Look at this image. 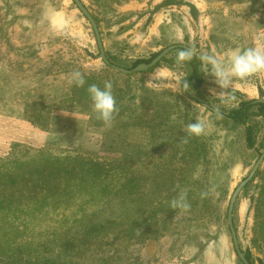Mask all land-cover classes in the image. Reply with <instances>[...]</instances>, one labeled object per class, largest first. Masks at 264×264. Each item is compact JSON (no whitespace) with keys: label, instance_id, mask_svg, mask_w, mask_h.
Returning <instances> with one entry per match:
<instances>
[{"label":"rangeland","instance_id":"rangeland-1","mask_svg":"<svg viewBox=\"0 0 264 264\" xmlns=\"http://www.w3.org/2000/svg\"><path fill=\"white\" fill-rule=\"evenodd\" d=\"M80 1L118 67L178 46L147 70L123 73L102 61L72 0H0V264H95L94 254L112 260L98 264H243L227 208L264 151V115L252 108L251 147L226 115L242 100L264 102V73L223 89L202 65L198 89L172 85L189 71L177 62L185 47L225 63L234 51L264 49V0ZM52 10L62 30L46 19ZM75 71L83 87L69 84ZM106 81L116 102L110 125L94 117L87 92ZM37 111L45 118L34 123ZM200 120L204 133L189 136L186 126ZM161 137L167 145L145 149ZM181 193L186 210L172 206ZM93 223H115L114 236L87 233ZM232 224L251 264H264V158L235 198Z\"/></svg>","mask_w":264,"mask_h":264},{"label":"clouds","instance_id":"clouds-1","mask_svg":"<svg viewBox=\"0 0 264 264\" xmlns=\"http://www.w3.org/2000/svg\"><path fill=\"white\" fill-rule=\"evenodd\" d=\"M45 17L53 29H63L64 20L58 11L52 10L47 12ZM195 56L196 53L193 49L184 48L177 53V62L191 61ZM199 60L204 70L209 72L215 84L223 89H227L234 78L243 79L253 74L264 73V49L261 48L234 51L230 54V59L227 63L215 55L209 54L200 55ZM174 79L176 83L172 87L177 89L178 93L181 89L186 90L188 88L186 82L181 83L180 77H174ZM68 82L70 85L83 87L85 85V78L80 71H75L71 73ZM87 92L92 102V111L105 125H110L116 112V102L112 94V83L106 81L103 87L95 84L90 85L87 88ZM186 128L189 136H200L205 131V123L202 120L195 121L189 123ZM172 206L185 210L189 207L183 193L172 202Z\"/></svg>","mask_w":264,"mask_h":264},{"label":"trees","instance_id":"trees-1","mask_svg":"<svg viewBox=\"0 0 264 264\" xmlns=\"http://www.w3.org/2000/svg\"><path fill=\"white\" fill-rule=\"evenodd\" d=\"M148 62V61H147ZM188 69L189 71L187 72V75L181 78V83H187L188 84V88L186 90L181 89L182 92L186 93L189 90H196L200 87V85L203 82V69H202V63L199 60V57L195 56L191 61H188ZM41 106H44L42 103H40ZM64 107V106H63ZM256 107L257 110L255 111V113L258 114H262L264 115V102L263 101H254V100H242L238 103L237 107L231 109L228 114L226 115V118L233 123L234 125L238 126V125H242L244 126L245 129V141L247 143V146L251 147L253 146V128L251 125L248 124V120L250 119V116H252V114H254V111H252V108ZM46 108V107H43ZM47 111V113L49 112V108L45 109ZM97 118V116H94ZM45 118V116L42 115V112L37 111L35 113H33V118H31L30 120L34 123L40 121L41 119ZM154 134V131H153ZM168 137V136H167ZM148 139V136H147ZM156 140L154 138H152L151 141ZM159 143L158 145H149L147 144L146 148H153L154 150L160 147L167 145L166 142H168V138H164L161 137L159 139ZM176 140V141H175ZM150 141V142H151ZM178 142H186L187 145L184 146L186 149L190 150L192 152L191 149H195L194 147H192V141H183V140H178L177 138L173 139L172 143H176L177 145ZM170 144V143H169ZM118 146H125V147H131L125 143H118ZM109 146V145H107ZM172 148L174 150H176L174 144H172ZM116 224L115 223H110V224H105V223H98V224H90L89 228L87 229V233H94L97 234L98 232H103L104 234H110L112 236H114L115 230H116ZM125 230V229H122ZM126 233L130 234L131 231L126 229ZM126 237H128L126 235ZM120 241V240H119ZM116 242V243H119ZM127 241V240H126ZM118 247H121L122 245H117ZM69 250L68 247H65L64 249V253L67 254V250ZM245 254V258L247 259V261L249 262V264H251V260H250V254L248 252H244ZM85 256V255H84ZM69 257V256H67ZM96 254L91 255L89 257V261H94L95 264L98 263H109L110 261H112L109 258H106L104 261V258L102 257H97ZM62 259V258H61ZM82 259V258H81ZM36 264H56L54 261H52L51 259L48 258H41L37 260Z\"/></svg>","mask_w":264,"mask_h":264},{"label":"water","instance_id":"water-1","mask_svg":"<svg viewBox=\"0 0 264 264\" xmlns=\"http://www.w3.org/2000/svg\"><path fill=\"white\" fill-rule=\"evenodd\" d=\"M72 1L75 3L77 8L82 12V14L86 17V19L90 23V25H91V27L93 29L94 35H95L96 43H97V46H98V49H99V53H100V58L102 59V61L105 64L111 66L112 68H115V69L119 70L120 72L131 73V72H134V71L147 70V69L155 66L166 55V53L169 50H171V49L175 48L176 46H178V45H169L168 47L162 49L159 53H157L149 62H140L137 65H135L132 69H126V68L118 67V66L110 63L108 61V59L106 58V56H105V54L103 52V49H102V44H101V40H100V36H99V31H98V28L96 26V23H95V20L93 19V17L90 15V13L87 11V9L81 3L80 0H72ZM258 101H262V99H258ZM204 106L207 107V108H210L208 105H204ZM263 158H264V151L261 153V155L255 161V163L251 167L248 175L235 187V189L231 193V196L229 198L228 208H227L226 219H227V224H228V227H229V230H230L232 243H233L236 255L243 262V264H249V262L245 258L244 252H242L239 249V246L237 244L235 229H234L233 224H232V208H233V204H234V201H235V198H236L237 194L239 193L241 188L253 177L255 171L257 170V168L260 165V163L263 160Z\"/></svg>","mask_w":264,"mask_h":264}]
</instances>
